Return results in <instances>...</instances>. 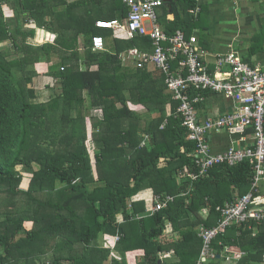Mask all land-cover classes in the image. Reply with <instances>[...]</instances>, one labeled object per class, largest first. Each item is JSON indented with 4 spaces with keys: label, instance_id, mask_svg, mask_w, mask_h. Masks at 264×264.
<instances>
[{
    "label": "trees",
    "instance_id": "obj_1",
    "mask_svg": "<svg viewBox=\"0 0 264 264\" xmlns=\"http://www.w3.org/2000/svg\"><path fill=\"white\" fill-rule=\"evenodd\" d=\"M124 1L0 0V264H197L201 229L216 226L219 206L251 190L248 161L183 178L198 170L179 103L158 70L121 58L133 48L152 52V40L96 27L97 19L124 21ZM197 8L198 0L165 2L158 22L169 34L184 15L198 26ZM37 28L55 42H29ZM95 36L104 51L93 49ZM37 74L60 84L46 102L32 87ZM168 196L174 201L152 214L156 199ZM212 249L202 264H264V222L227 228Z\"/></svg>",
    "mask_w": 264,
    "mask_h": 264
},
{
    "label": "built area",
    "instance_id": "obj_2",
    "mask_svg": "<svg viewBox=\"0 0 264 264\" xmlns=\"http://www.w3.org/2000/svg\"><path fill=\"white\" fill-rule=\"evenodd\" d=\"M124 2L129 8L124 21L99 20L96 27L112 29L130 38L140 35L152 40V52L133 48L121 58L124 62L132 61L138 69L153 66L165 77L168 93L179 103L177 114L188 131L187 140L195 144L192 157L198 170L183 178L196 181L216 166L232 167L246 161L254 166L250 192L233 203L219 206L216 226L201 229L203 250L197 264H202L213 257L212 242L227 228L249 221L264 222V194L260 193L264 181V70L245 63L233 52L216 57L211 68L197 36L188 37L181 30L168 35L161 29L158 18L163 0ZM92 46L96 51H104V38L93 37ZM204 93L224 96L233 104L232 110L216 118L202 117L198 106L205 100ZM220 131H226L234 139L229 149L215 153L211 137ZM173 201L170 196L158 197L152 210L161 211ZM233 260L227 257L228 262Z\"/></svg>",
    "mask_w": 264,
    "mask_h": 264
},
{
    "label": "crops",
    "instance_id": "obj_3",
    "mask_svg": "<svg viewBox=\"0 0 264 264\" xmlns=\"http://www.w3.org/2000/svg\"><path fill=\"white\" fill-rule=\"evenodd\" d=\"M103 6H105L104 3ZM182 9H184L183 6ZM193 14H201L202 22L198 23V26H193L190 17L184 15L178 30H186L187 33L183 32L188 37L192 35L198 37L199 47L208 55L211 68H213V60L216 57L233 52L241 56L245 63L252 67H261L264 70V0H198V8ZM167 17L170 21L176 19L174 14ZM99 20L102 19H97V21ZM43 31L47 32V30H41V32ZM52 38L54 40L56 36ZM40 68H43L44 71L47 65L45 63L38 64V70ZM56 84L59 82L37 74L34 77L33 88L38 97L40 96L38 100L42 102L40 99H44L42 92L46 88L52 91L44 102L48 101L56 92ZM232 108L233 104L224 96L209 94L199 105V112L202 117L216 118L229 113ZM233 139L226 131L214 133L211 137L213 152L226 151L231 147ZM260 193L264 194V181L260 186ZM142 197L147 198L148 201L151 199L150 196L143 195ZM105 248L112 249L113 247L105 246Z\"/></svg>",
    "mask_w": 264,
    "mask_h": 264
},
{
    "label": "rangeland",
    "instance_id": "obj_4",
    "mask_svg": "<svg viewBox=\"0 0 264 264\" xmlns=\"http://www.w3.org/2000/svg\"><path fill=\"white\" fill-rule=\"evenodd\" d=\"M72 1H74V0H72ZM4 12H5V15H6V18H9V19H11V18H13V16H14V12H13V9L11 8V6L9 5V6H7V5H5L4 6ZM34 25H31V24H26V26H24V28H23V30H28V29H30L31 27H33ZM41 30H44V29H38L37 28V37L36 38H34V39H31V38H29L28 39V41L29 42H32V43H34V44H36V45H40V46H42V45H44V44H47V43H54L55 41L53 40V38H50L51 36L49 35V33L48 32H41ZM117 36L119 37L120 35L119 34H117ZM4 45V44H3ZM8 44H5V46H7ZM57 61V60H56ZM127 64H129V63H127ZM127 64H125V65H127ZM132 66V65H131ZM128 69H126V73H128L129 74V72L127 71ZM31 86V85H30ZM36 86V85H35ZM33 87V86H32ZM60 86H59V84H56L55 85V91L56 92H54V93H57V92H60V89H58ZM40 90V92H41V89H39ZM51 90L50 89H46V88H44L43 89V92H42V97L44 98V99H40L42 102H44L45 101V99H47L49 96H50V94H51ZM129 106H131L133 109H134V111L138 114V115H145L146 113H147V108L146 107H144V106H137V105H134V104H130ZM134 106H137V107H134ZM87 125H88V137H89V140H88V142H87V148H88V151H89V153H90V155H91V158H92V161H93V163H95V156H94V153H95V151H94V143H93V140H92V127H91V123H90V120L88 119L87 120ZM35 168L37 169L38 168V166L37 165H35ZM29 179H30V176L29 175H26L25 176V180L23 181V184H22V188H26V186H27V184L29 183L28 181H29ZM170 230V227L168 228V230L167 231H169ZM104 247H105V245H104Z\"/></svg>",
    "mask_w": 264,
    "mask_h": 264
},
{
    "label": "clouds",
    "instance_id": "obj_5",
    "mask_svg": "<svg viewBox=\"0 0 264 264\" xmlns=\"http://www.w3.org/2000/svg\"><path fill=\"white\" fill-rule=\"evenodd\" d=\"M164 1V0H163ZM164 3H165V1H164ZM162 8V7H161ZM160 8V9H161ZM160 11V10H159ZM104 21H111V20H104ZM97 23V22H96ZM160 27H161V25H160ZM161 29H162V27H161ZM163 31H164V29H162ZM178 31V30H177ZM176 31V32H177ZM181 31H183V30H181ZM48 32V31H47ZM165 32V31H164ZM49 33V32H48ZM166 34H168V35H172V34H169V33H167V32H165ZM120 34V33H119ZM174 34V33H173ZM49 35L51 36L50 38H52L54 35L53 34H51V33H49ZM121 35V34H120ZM103 38V37H102ZM93 39V38H92ZM105 41V40H104ZM198 44H199V42H198ZM149 67H152L153 69H155L153 66H149ZM156 70V69H155ZM157 71V70H156ZM154 205H155V203L153 204V207H154ZM153 207H152V209H153ZM159 212V211H158ZM151 213L152 214H154V213H157V212H153V210L151 211ZM200 235V234H199ZM120 241V238L119 237H117V238H115V239H111V240H109V245H110V247H115V245H116V243H118ZM106 246V245H105ZM107 247V246H106Z\"/></svg>",
    "mask_w": 264,
    "mask_h": 264
},
{
    "label": "water",
    "instance_id": "obj_6",
    "mask_svg": "<svg viewBox=\"0 0 264 264\" xmlns=\"http://www.w3.org/2000/svg\"><path fill=\"white\" fill-rule=\"evenodd\" d=\"M166 3H170L171 0H165ZM159 264H161V261H159Z\"/></svg>",
    "mask_w": 264,
    "mask_h": 264
}]
</instances>
